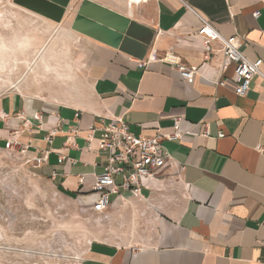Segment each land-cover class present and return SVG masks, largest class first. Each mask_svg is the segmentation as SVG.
<instances>
[{"label": "crops", "instance_id": "0c3cea01", "mask_svg": "<svg viewBox=\"0 0 264 264\" xmlns=\"http://www.w3.org/2000/svg\"><path fill=\"white\" fill-rule=\"evenodd\" d=\"M123 2L96 3L154 31L144 59L77 33L74 93L65 101L18 91L0 97V151L25 154L95 213L93 187L107 156L98 151L99 129L121 119L135 135L152 137L174 133L180 118L181 132L196 127L163 143L171 159L142 179L141 197L111 195L106 239L83 264H264V81L255 77L238 97L234 68L222 78L221 56L206 63L197 34L199 15L224 37L243 38L245 55L262 60L264 72V0ZM170 53L198 68L193 82L165 60ZM90 127L98 129L92 140Z\"/></svg>", "mask_w": 264, "mask_h": 264}, {"label": "rangeland", "instance_id": "374dc122", "mask_svg": "<svg viewBox=\"0 0 264 264\" xmlns=\"http://www.w3.org/2000/svg\"><path fill=\"white\" fill-rule=\"evenodd\" d=\"M83 1L72 0L56 23L0 0V97L18 91L70 99L80 82L71 27ZM92 1L118 7L125 0ZM105 239V214L84 209L25 154L0 151V264H83Z\"/></svg>", "mask_w": 264, "mask_h": 264}, {"label": "built area", "instance_id": "2783aa9c", "mask_svg": "<svg viewBox=\"0 0 264 264\" xmlns=\"http://www.w3.org/2000/svg\"><path fill=\"white\" fill-rule=\"evenodd\" d=\"M147 0H137L136 3L128 2L129 7L132 5H140ZM202 23V27L198 31V35L204 38L203 56L206 63H211L218 56H221L219 64L220 73L223 75L233 67L234 79L237 83L236 95L245 97L248 95L252 80L260 77L264 81V72L261 67L262 60L252 61L243 51L244 39L238 36L230 38L224 37L219 33L213 25L203 17L197 15ZM260 12L255 13V17H259ZM217 43L220 48L216 49L213 44ZM174 67L178 69L181 77L193 82L198 74L197 67L185 66L181 59L170 53L166 59ZM218 86L223 87L225 81L221 79L217 82ZM175 132L172 134H164L158 131L157 135L152 137L135 135L131 132L127 123L121 119H115L103 125V134L99 140L98 151L105 153L106 165L104 172L96 176L93 191L99 194V199L94 205V212L104 214L110 206V197L112 194L121 195L122 192H130L134 197H141L143 188V178H154L155 171L163 167L167 160L171 159V154L165 149L163 143L180 140L184 134L191 133L192 129L185 132L180 131L181 119L174 118ZM90 140L98 131L95 127L89 128ZM55 135V132L52 133ZM203 136L209 137L210 131L206 125ZM224 133H219V138H224ZM258 151L264 152V149L258 147ZM42 164L41 159H37V165ZM122 176L121 185L116 183V177Z\"/></svg>", "mask_w": 264, "mask_h": 264}, {"label": "water", "instance_id": "95a60500", "mask_svg": "<svg viewBox=\"0 0 264 264\" xmlns=\"http://www.w3.org/2000/svg\"><path fill=\"white\" fill-rule=\"evenodd\" d=\"M72 0H14L36 15L61 23ZM71 29L103 44L144 59L154 31L92 0H84Z\"/></svg>", "mask_w": 264, "mask_h": 264}, {"label": "bare ground", "instance_id": "6f19581e", "mask_svg": "<svg viewBox=\"0 0 264 264\" xmlns=\"http://www.w3.org/2000/svg\"><path fill=\"white\" fill-rule=\"evenodd\" d=\"M130 1V0H129ZM134 3H136L137 0H132Z\"/></svg>", "mask_w": 264, "mask_h": 264}]
</instances>
